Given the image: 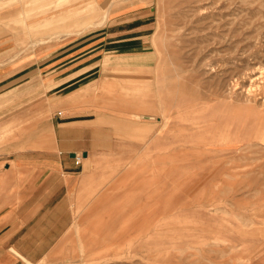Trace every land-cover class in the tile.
<instances>
[{"label": "rangeland", "instance_id": "rangeland-1", "mask_svg": "<svg viewBox=\"0 0 264 264\" xmlns=\"http://www.w3.org/2000/svg\"><path fill=\"white\" fill-rule=\"evenodd\" d=\"M263 129L264 0H0V174L85 184L25 264H264Z\"/></svg>", "mask_w": 264, "mask_h": 264}, {"label": "crops", "instance_id": "crops-1", "mask_svg": "<svg viewBox=\"0 0 264 264\" xmlns=\"http://www.w3.org/2000/svg\"><path fill=\"white\" fill-rule=\"evenodd\" d=\"M83 55L67 52L56 69H64L62 71L66 74L82 71L84 68L80 59ZM63 131H59V140L68 148L70 137ZM67 152L70 157L71 151ZM84 154L87 156L86 152ZM20 160L6 165L0 174L9 178L4 180L8 182L6 191L10 190L0 197V240L4 239L0 242V264L35 263L49 253L52 244L50 235L61 234L62 230L56 228L66 226L70 197L76 196L85 187L80 179L83 169L76 170L71 161ZM46 227L55 230L45 231ZM37 235L49 237L46 241L43 237L37 238Z\"/></svg>", "mask_w": 264, "mask_h": 264}, {"label": "bare ground", "instance_id": "bare-ground-1", "mask_svg": "<svg viewBox=\"0 0 264 264\" xmlns=\"http://www.w3.org/2000/svg\"><path fill=\"white\" fill-rule=\"evenodd\" d=\"M248 89V88H247ZM135 92V91H134ZM211 92V91H210ZM247 92V91H246ZM210 98V97H209ZM212 98V97H211ZM146 118H148V117H146ZM149 119V118H148ZM262 133H264V129H263V132ZM244 148V147H243ZM84 160H87L86 158H83ZM86 164V163H85ZM86 168V167H85ZM221 242V241H220Z\"/></svg>", "mask_w": 264, "mask_h": 264}, {"label": "water", "instance_id": "water-1", "mask_svg": "<svg viewBox=\"0 0 264 264\" xmlns=\"http://www.w3.org/2000/svg\"><path fill=\"white\" fill-rule=\"evenodd\" d=\"M83 156H86V154H84ZM70 157H75V154L74 153H71L70 154Z\"/></svg>", "mask_w": 264, "mask_h": 264}, {"label": "built area", "instance_id": "built-area-1", "mask_svg": "<svg viewBox=\"0 0 264 264\" xmlns=\"http://www.w3.org/2000/svg\"><path fill=\"white\" fill-rule=\"evenodd\" d=\"M75 157H76V156H75ZM75 160H76L77 162H79V161H80V158L76 157Z\"/></svg>", "mask_w": 264, "mask_h": 264}]
</instances>
